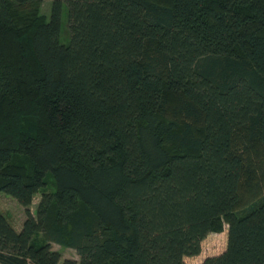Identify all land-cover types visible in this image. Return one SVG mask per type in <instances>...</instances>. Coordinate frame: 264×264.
Returning <instances> with one entry per match:
<instances>
[{"label":"trees","instance_id":"16d2710c","mask_svg":"<svg viewBox=\"0 0 264 264\" xmlns=\"http://www.w3.org/2000/svg\"><path fill=\"white\" fill-rule=\"evenodd\" d=\"M41 4L0 0V193L25 215L0 213V264H187L225 225L202 264H264V0Z\"/></svg>","mask_w":264,"mask_h":264},{"label":"rangeland","instance_id":"374dc122","mask_svg":"<svg viewBox=\"0 0 264 264\" xmlns=\"http://www.w3.org/2000/svg\"><path fill=\"white\" fill-rule=\"evenodd\" d=\"M52 0H42L41 12L49 16L50 6ZM66 17L65 13L62 16V27L65 28ZM65 35H62V42L65 41ZM39 201V194L35 195L30 206L32 215H35L37 203ZM0 213L7 219L9 224L15 231H20L22 222L25 219L24 208L13 197L0 193ZM227 241V226H224L222 233H210L201 242V253L198 256L184 258L187 264H202L203 260L207 257L217 256L221 254L226 247ZM51 249L60 255L59 264L69 262L72 264H79V256L76 251L69 247L51 244Z\"/></svg>","mask_w":264,"mask_h":264},{"label":"bare ground","instance_id":"6f19581e","mask_svg":"<svg viewBox=\"0 0 264 264\" xmlns=\"http://www.w3.org/2000/svg\"><path fill=\"white\" fill-rule=\"evenodd\" d=\"M32 203V202H31Z\"/></svg>","mask_w":264,"mask_h":264}]
</instances>
